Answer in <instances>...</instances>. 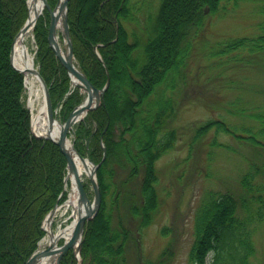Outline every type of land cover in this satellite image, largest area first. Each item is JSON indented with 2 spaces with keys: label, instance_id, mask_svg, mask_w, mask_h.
Wrapping results in <instances>:
<instances>
[{
  "label": "trees",
  "instance_id": "16d2710c",
  "mask_svg": "<svg viewBox=\"0 0 264 264\" xmlns=\"http://www.w3.org/2000/svg\"><path fill=\"white\" fill-rule=\"evenodd\" d=\"M47 1L52 7L56 3ZM138 1H68L76 64L97 88L104 85L106 70L110 77L99 105L73 130L76 150L98 164L101 191L98 211L84 228L81 264H127L128 250L134 245L137 251L159 203L155 163L177 137L175 128L166 129L175 112L176 79L202 25L204 6L216 10L222 0H159L136 30L127 24L139 23ZM261 8L264 12V4ZM100 9L101 17L96 15ZM26 16V0H0V264H24L44 234V217L66 199V158L56 143L32 134L24 75L10 60L13 38ZM48 25L45 10L33 27L34 62L63 121L84 93L71 86L67 69L49 46ZM246 46L264 49V17L255 36L224 41L226 52ZM254 116L257 132L264 133V111ZM221 128L227 129L214 119L199 126L195 137ZM249 192L240 197L212 193L203 200L195 213L189 264H250L254 230L264 221V193L261 188ZM168 232L166 227L163 233ZM172 255L168 245L156 259L143 262L166 264ZM60 264H77L72 250Z\"/></svg>",
  "mask_w": 264,
  "mask_h": 264
},
{
  "label": "rangeland",
  "instance_id": "374dc122",
  "mask_svg": "<svg viewBox=\"0 0 264 264\" xmlns=\"http://www.w3.org/2000/svg\"><path fill=\"white\" fill-rule=\"evenodd\" d=\"M158 1L139 0V23L127 24L128 28H142ZM263 4L264 0H222L216 10L208 8L205 12L182 76L173 88L175 112L167 120L166 129L175 128L177 137L173 147L155 163L157 210L152 222L142 230L137 251L134 245L128 250L127 264L154 260L168 245L173 255L166 264H189L195 213L208 195L228 192L240 197L258 188L264 193V133L257 132L258 120L254 116L264 111V49L250 50L246 46L226 52L224 48L229 38H249L258 33L264 17ZM100 10L96 15L101 17L103 9ZM58 35L60 39V32ZM26 43L34 58L33 32ZM23 101L27 105L26 90ZM214 119L223 121L227 129H210L195 137L199 126ZM68 137H74L72 128ZM84 183L92 199L88 179ZM63 219L64 215L55 214L52 226L63 224ZM166 227L169 232L164 234ZM43 231L42 238L46 233ZM254 231L255 252L250 264H264V221Z\"/></svg>",
  "mask_w": 264,
  "mask_h": 264
},
{
  "label": "water",
  "instance_id": "95a60500",
  "mask_svg": "<svg viewBox=\"0 0 264 264\" xmlns=\"http://www.w3.org/2000/svg\"><path fill=\"white\" fill-rule=\"evenodd\" d=\"M68 1L69 0H57L54 7H51L47 0H42V9L43 10L46 9L49 12L48 42L49 45L52 47L55 56L67 69L68 74L71 77L72 84L80 88L83 92H85L86 95L83 101L72 109L67 119L62 122V127L56 138H52L50 136L51 132H49V136H41L36 134L34 135L36 137L49 139L60 147V150L62 151V153L66 158V169H67L66 175L68 174L73 175V179H74L73 183L75 184L78 193V205L81 207L83 206L85 208L84 209L85 211L83 212V214L80 213V211H78V219L75 222L72 234L68 240L64 241L61 245H58L56 247L48 246L47 248L43 249L41 252H38V249L35 250L33 254L26 260L25 264H33L37 259V257L52 251H56L55 264H60V260L63 257V255L71 248H73L75 258L80 260V246L82 243L85 224L96 214L101 202V191L96 178L97 164H94L88 157L82 156L74 148L72 142V148H73L72 150L74 151V153H76L81 159L87 158L92 164V171L90 173L89 180L93 189V199L89 200L87 197V193L84 190L83 183L78 176L76 167L72 160V155L70 154V152L66 150L67 132L70 128H72V126L76 122L80 120V119L77 120L78 112L81 110H85L84 113L85 115L88 111L96 108L103 97L107 85L106 83L102 88L95 87L86 77V75L74 63L72 41L70 37L69 26L67 23ZM41 13L42 12H39L36 15L35 20L32 23L29 21V13H27L26 20L18 30L17 34L15 35L14 41L21 33H23L29 27L30 24H33L34 26L36 20L38 19ZM58 15H61V23H62L61 35L64 42V47H63L64 49L58 43V36L56 29L57 27L55 24V20ZM12 55H13V45L11 50V62H12ZM12 65L14 66L13 62ZM14 68L17 69L18 71L24 72V70L18 69L15 66ZM26 71H28L31 74H35L36 76H38L39 80L41 81L46 99L47 115L49 121L52 123L53 120L56 119L57 117H56V113L52 108L51 98L46 82L39 73L38 68L32 67L26 69ZM66 177L64 178L65 181H66ZM56 206L57 204L49 211V213L45 217V220L48 219L49 221H51Z\"/></svg>",
  "mask_w": 264,
  "mask_h": 264
},
{
  "label": "bare ground",
  "instance_id": "6f19581e",
  "mask_svg": "<svg viewBox=\"0 0 264 264\" xmlns=\"http://www.w3.org/2000/svg\"><path fill=\"white\" fill-rule=\"evenodd\" d=\"M208 8H209L208 6H204V12H203L204 14L205 12H207ZM27 9L29 13V21L32 23L35 20L36 15L39 12H43L42 0H27ZM55 24L57 27L56 29H57L58 43L63 48L64 47L63 38L61 36L60 38L61 40H60L58 35L59 31L62 30L61 15L57 16L55 20ZM32 32H33V24H30L29 27L15 39V41L13 38L14 42L12 41V45H13L12 62L14 66L17 67L18 69L24 70L23 72L24 89L26 90L27 93V107L30 111L31 131L33 132V134L41 135V136H49V132H51L50 136L52 138H56L62 127V122L59 120L58 117L54 119L52 123L49 121L46 111V99H45L42 83L39 80L38 76L26 71V69L34 67V58L33 55L29 52V48L26 43V39L32 34ZM47 40H48V33H47ZM94 52L101 59L100 53L98 52L96 46H94ZM10 60H11V52H10ZM106 73H107V78L104 85L107 83L106 85L107 87L110 81V77L107 70ZM84 113L85 110L79 111L77 114V120L81 119ZM66 144H67L66 150L70 152V154L72 155V160L76 167L78 176L84 182V179H87L90 176V173L92 171V164L87 158L81 159L76 153H74V151L72 150L73 149L72 142L69 139V137L67 138ZM73 181H74L73 175L68 174L66 177V188H69L67 200L63 204L56 206L53 214V215L59 214L61 217H63L64 215V219H63L64 223L58 224L57 227H53L51 221H49L48 219L44 221L43 227L46 233L45 236L39 242L38 252H41L43 249L47 248L48 246L56 247L59 244V242L63 240L64 241L68 240L72 234L75 222L78 219V211H80V213L82 214L85 211L84 210L85 208L83 206L81 207L78 205V193ZM55 252L56 251H52L40 255L39 257H37V259L33 264H55V259H56Z\"/></svg>",
  "mask_w": 264,
  "mask_h": 264
}]
</instances>
